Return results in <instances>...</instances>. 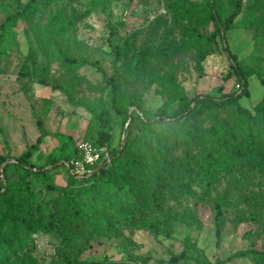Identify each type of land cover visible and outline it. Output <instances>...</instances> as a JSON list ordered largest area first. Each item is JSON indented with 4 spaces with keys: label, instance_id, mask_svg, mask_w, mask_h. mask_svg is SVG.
I'll list each match as a JSON object with an SVG mask.
<instances>
[{
    "label": "rangeland",
    "instance_id": "374dc122",
    "mask_svg": "<svg viewBox=\"0 0 264 264\" xmlns=\"http://www.w3.org/2000/svg\"><path fill=\"white\" fill-rule=\"evenodd\" d=\"M27 1L0 0V23ZM39 1L29 19L16 21L7 51L0 57V156L6 158L0 164V184H12L8 192L0 187V202L11 194L10 204L16 210L0 227V236L6 240L0 248V264H90L102 259L110 264H200L195 257L213 264L241 249L263 250L264 171L230 169L213 176L192 171L168 195L159 211L150 212L139 200L132 199L127 201L132 215L126 221L115 209H106L100 214L103 222L94 231L80 227L79 223L71 225L72 232L87 236L81 242L76 240L72 249L62 243L59 223L50 205L60 189L74 184L65 169L50 170L52 189L39 176L34 173L23 176L16 167L8 170L9 181L3 179L1 166L7 161L14 162L40 136L41 142L29 162L48 169L51 168L48 154L58 144L56 133L70 135L75 141H90L91 132L87 131L90 113L68 101L61 90L51 87L54 82L66 83L68 77L59 62L40 49L36 38L35 33L42 42L46 41L43 27L53 15H58L59 21L51 25V30L73 55L98 60L107 75L114 73L116 64L121 76L120 106L134 116L130 127L133 134L143 135L140 120L148 117L155 120L152 126L156 131L175 129L184 122L201 138L211 124L229 121L232 110L226 107L208 112L197 108L178 120H160L158 109L166 104L167 112H172L181 105L179 100H168L167 93L146 72H141L140 77L133 76L135 59L131 52L127 59L119 61L111 54V47L131 34L136 35L135 50L146 38H151L154 44H176L177 50L168 65L158 66L154 72L175 70L176 80L189 98L199 94L220 96L241 89L213 23L197 18L204 15L203 9L198 7L193 17L188 14L185 18L172 11L175 6L188 7L204 0ZM213 2L224 16L235 10L234 0ZM193 24L201 36L199 45L212 46L200 62L194 47H183V42L190 43L191 38L183 35L182 25ZM225 36L238 60L257 70L264 79V0H242L235 23ZM34 66L37 71H33ZM78 75L80 80L73 90V99L107 107L112 120L110 146L113 150L120 148L129 120L122 124L123 116L112 109L107 97L108 82L89 65L80 67ZM246 86L249 95L241 97L239 103L258 114L264 126V111L255 107L264 96V86L255 75L247 77ZM131 101L140 109L136 110ZM193 105L190 103L188 108ZM216 201L221 202L224 220L219 245L215 244ZM120 209L119 206L117 210ZM20 217L34 222V229H26ZM182 251L192 258L169 262L172 255ZM252 263L251 256H247L223 264Z\"/></svg>",
    "mask_w": 264,
    "mask_h": 264
},
{
    "label": "trees",
    "instance_id": "16d2710c",
    "mask_svg": "<svg viewBox=\"0 0 264 264\" xmlns=\"http://www.w3.org/2000/svg\"><path fill=\"white\" fill-rule=\"evenodd\" d=\"M40 5L39 0H28L19 10L7 15L0 23V57L7 51V44L10 42L12 27L16 21L21 18L29 19L34 10ZM235 10L227 16L222 15L215 7L213 0H204L202 3H193L185 7L178 5L172 8V11L185 18L188 14H195L196 9L201 7L204 11L203 16H197L198 19L211 20L214 30L222 44V48L230 60V66L233 68L238 85L241 89L233 93H223L220 96L210 94H199L189 98L182 85L176 80L175 70L170 73L154 72L156 67L168 65L169 59L177 50L176 44H154L151 38H146L143 44L134 49L136 35L131 34L124 38L118 44L111 47V54L116 61L127 59L131 52L135 59V65L131 68L132 75L140 77L141 72H146L152 82H156L168 96V100L177 99L181 105L172 112H167L166 104L157 111L158 118L163 120L170 118L178 120L179 116L186 117L188 113L197 108H205L206 111H220L230 107L231 117L229 121L211 124L200 138L196 131L188 124L182 122L173 129L169 127L166 130L156 131L153 129V118L140 120L144 128L143 135L133 134L131 123L133 114H127L121 110L120 81L121 76L114 64V73L107 75L98 60H90L83 55H73L65 43L56 39L51 30L52 24L59 21L58 15H53L50 21L43 27L46 35V41L42 42L36 38L40 49L48 56L56 59L64 73L68 77L66 83H51V87L61 90L68 101L84 107L90 113L87 131L90 141L98 146H106L110 151V161L102 164H95L92 172L84 178H75L68 174L64 161L78 157V151L75 141L70 135L56 133L58 144L49 152L51 168L35 166L29 162L33 151L41 142V136L33 145H29L23 154L15 158V161L5 162L1 168L3 179L8 180V170L12 167L20 170L23 176L34 173L45 181V186L52 189L50 183V170L54 167H63L68 176L74 182L68 188H62L51 199L50 205L53 209L52 214L58 221V230L62 236V243L72 249L76 240L80 242L87 236L72 232L70 226L80 224L90 230L103 222L100 214L104 210L115 209L118 216L125 221L132 215L128 208V202L137 199L140 204L150 212L159 211L166 202L168 195L178 185L183 183L184 177L195 172L196 175L203 174L213 176L218 171H228L230 169L238 171H264V126L258 114L252 112L239 103V99L248 96L247 77L255 75L259 82L264 86V79L254 68L242 64L235 53L228 45L225 32L235 23V17L241 10L242 0H234ZM183 35H188L190 43L183 42V47L196 49L197 61L200 62L210 53L211 44L199 45L201 36L196 25H182ZM58 28L57 31H59ZM211 49V48H210ZM84 65L94 67L101 72L104 79L109 84L107 97L111 107L116 114L123 116L122 124L127 120L128 126L125 129L124 137L120 148L113 150L110 146V137L112 130V120L107 107L101 103L91 105L79 102L73 99V90L80 80L78 69ZM33 71H37L35 66ZM42 83H45L42 81ZM194 103L192 108H188L190 103ZM136 110L140 106L131 101ZM256 108L264 111V96L259 99ZM136 115V114H135ZM185 119V118H184ZM45 131L43 130V134ZM6 158L0 156V164ZM191 167V169H190ZM30 172V170H32ZM5 192L10 191L12 184L7 182L5 186L0 184ZM25 188H27L25 184ZM12 195L6 200L0 202V227L1 224L11 219L16 213L11 206ZM120 210L118 211V207ZM96 216V218H94ZM24 224L26 229H34L35 223L18 218ZM215 244L219 245L221 239V228L223 225V209L220 201L215 203ZM6 244L4 237L0 236V248ZM69 258V253L66 254ZM251 256L252 264H264V249L246 248L238 250L224 258L217 259L213 264H223L236 258ZM192 258V255L186 251L174 254L169 262L175 263L182 259ZM200 264H211L209 261L194 258ZM72 262V260H69ZM90 264H110L109 260L102 259L92 261Z\"/></svg>",
    "mask_w": 264,
    "mask_h": 264
},
{
    "label": "built area",
    "instance_id": "2783aa9c",
    "mask_svg": "<svg viewBox=\"0 0 264 264\" xmlns=\"http://www.w3.org/2000/svg\"><path fill=\"white\" fill-rule=\"evenodd\" d=\"M78 157L64 161V166L71 176L75 178L87 177L95 164L110 161V151L106 146L98 147L91 141L80 139L77 144Z\"/></svg>",
    "mask_w": 264,
    "mask_h": 264
}]
</instances>
